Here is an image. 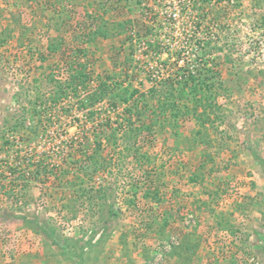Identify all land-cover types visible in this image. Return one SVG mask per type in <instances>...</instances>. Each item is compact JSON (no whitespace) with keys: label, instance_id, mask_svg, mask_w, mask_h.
Returning a JSON list of instances; mask_svg holds the SVG:
<instances>
[{"label":"rangeland","instance_id":"374dc122","mask_svg":"<svg viewBox=\"0 0 264 264\" xmlns=\"http://www.w3.org/2000/svg\"><path fill=\"white\" fill-rule=\"evenodd\" d=\"M183 45L219 75L204 124L79 109L174 77ZM0 264H264V0H0Z\"/></svg>","mask_w":264,"mask_h":264},{"label":"trees","instance_id":"16d2710c","mask_svg":"<svg viewBox=\"0 0 264 264\" xmlns=\"http://www.w3.org/2000/svg\"><path fill=\"white\" fill-rule=\"evenodd\" d=\"M191 54L189 48L183 45L177 57V61L182 63H177L178 67L174 72V77H170L169 74V77L162 78L144 92L133 87H117L118 85L114 83L97 81L96 89L86 94L85 99L83 97L78 100L79 109H87L108 95L113 94L118 97V101L122 105H126L120 115L124 118L122 120L123 124L120 126L124 132L131 129L137 131L135 137L138 136L139 138L142 137V134L149 133V125L141 120V114L144 112H158L164 116L171 114L173 118L182 116L183 120L187 121L194 117L202 125L208 120L207 115L209 113L215 114L214 105L217 103L218 91L220 90L219 75L217 71L207 67V61L200 57H197V59L199 58L197 64H200V67L190 64L192 61L190 58L196 60V55ZM74 73L75 76H73ZM205 73L207 74L204 75ZM67 75L69 78L67 86H58L61 94L65 96L70 93L77 96L75 90L78 86L84 89L86 83H89L88 81L92 79L90 73L85 69L76 72L67 70ZM133 120L139 122L140 125H135ZM139 141L136 139L134 146L127 148L129 152L130 149H133L134 156H136L135 152H138L136 147ZM90 159V157H87V160ZM35 174H39V171H36Z\"/></svg>","mask_w":264,"mask_h":264}]
</instances>
